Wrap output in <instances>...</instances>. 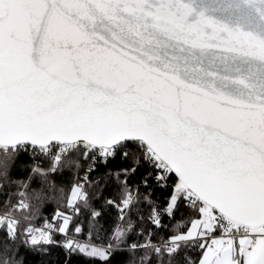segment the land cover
<instances>
[{"label":"snow or ice","instance_id":"snow-or-ice-1","mask_svg":"<svg viewBox=\"0 0 264 264\" xmlns=\"http://www.w3.org/2000/svg\"><path fill=\"white\" fill-rule=\"evenodd\" d=\"M0 264H264V0H0Z\"/></svg>","mask_w":264,"mask_h":264}]
</instances>
